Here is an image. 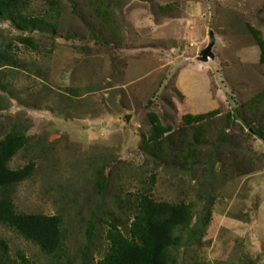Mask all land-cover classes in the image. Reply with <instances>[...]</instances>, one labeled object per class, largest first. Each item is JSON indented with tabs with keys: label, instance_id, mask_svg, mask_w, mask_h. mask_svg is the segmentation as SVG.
Segmentation results:
<instances>
[{
	"label": "rangeland",
	"instance_id": "374dc122",
	"mask_svg": "<svg viewBox=\"0 0 264 264\" xmlns=\"http://www.w3.org/2000/svg\"><path fill=\"white\" fill-rule=\"evenodd\" d=\"M58 2L56 34L21 31L0 18V47L11 44L24 62L14 90L2 93L0 139L14 129L27 136L10 166L33 161L36 168L12 199L19 212L61 215L64 250L50 255L1 225L8 251L0 264H20L18 251L28 264H96L109 247L108 222L121 221L126 232L145 193L195 205L178 264H264V141L236 113L227 115L241 108L260 120L243 105L264 91L260 48L249 28L264 37V0ZM31 3L34 14L50 11L49 0ZM211 30L216 43L207 65L225 106L191 129L173 80L181 61L202 56ZM149 112L175 131L157 157L143 144ZM193 146L200 162H181Z\"/></svg>",
	"mask_w": 264,
	"mask_h": 264
},
{
	"label": "trees",
	"instance_id": "16d2710c",
	"mask_svg": "<svg viewBox=\"0 0 264 264\" xmlns=\"http://www.w3.org/2000/svg\"><path fill=\"white\" fill-rule=\"evenodd\" d=\"M50 1V11L46 14H34L30 11L31 0H0V18L11 22L21 31L58 32V20L61 16V6L58 0ZM163 7V10H167ZM259 48V62L264 65V37L258 29L249 25ZM21 43L37 48L38 44L31 36L19 37ZM24 62L12 51L11 44L0 47V107L2 105L3 92L14 90V81L18 69ZM12 78V81L11 79ZM179 92V91H178ZM181 98L183 96L180 93ZM260 100V103L256 102ZM264 91L256 96L248 105L250 111L259 121H251V118L241 112V108L230 111L231 117L236 113L241 123L252 131L259 139L264 141ZM221 113L215 109L206 113L183 116L187 127L193 129L196 125L203 127V121L215 117ZM151 123L150 134L144 137L143 144L151 155L157 157L163 154V146L174 140V127L165 125L159 114L149 112ZM198 131L195 135L197 140ZM28 138L21 130L14 129L0 139V226L6 225L15 229L28 240L38 244L41 249L50 255H61L64 250L65 235L63 230V218L59 214L24 213L19 212L12 199L14 187L30 178L35 171L36 164L31 161L25 166L14 169L10 166L13 157L26 147ZM190 143V142H189ZM180 159V157L178 158ZM181 162L196 165L200 162L198 149L191 147L181 157ZM195 205L191 202L173 203L157 201L147 193L139 199L138 208L127 231L121 228L122 222L112 220L108 222L106 238L109 247L103 257L96 264H178L177 250L182 245L184 231L193 223ZM210 213V211H209ZM0 260L8 251V245L0 239ZM20 264H28L30 260L23 251H18Z\"/></svg>",
	"mask_w": 264,
	"mask_h": 264
},
{
	"label": "crops",
	"instance_id": "0c3cea01",
	"mask_svg": "<svg viewBox=\"0 0 264 264\" xmlns=\"http://www.w3.org/2000/svg\"><path fill=\"white\" fill-rule=\"evenodd\" d=\"M200 57L188 58L183 64L181 61L174 76V87L183 96V100L176 104L182 116L223 110L225 106V96L218 87L217 76L207 65L209 60L204 61Z\"/></svg>",
	"mask_w": 264,
	"mask_h": 264
},
{
	"label": "water",
	"instance_id": "95a60500",
	"mask_svg": "<svg viewBox=\"0 0 264 264\" xmlns=\"http://www.w3.org/2000/svg\"><path fill=\"white\" fill-rule=\"evenodd\" d=\"M216 43V38H215V34L214 31L211 30L210 31V42L208 44V46L202 51V56L200 57L202 60L207 61L209 57H214V53H213V47L215 46Z\"/></svg>",
	"mask_w": 264,
	"mask_h": 264
}]
</instances>
